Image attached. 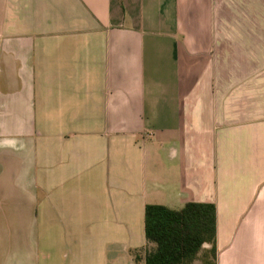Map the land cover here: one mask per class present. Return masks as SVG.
Returning <instances> with one entry per match:
<instances>
[{
    "label": "crops",
    "instance_id": "crops-1",
    "mask_svg": "<svg viewBox=\"0 0 264 264\" xmlns=\"http://www.w3.org/2000/svg\"><path fill=\"white\" fill-rule=\"evenodd\" d=\"M186 203L264 264V0H0V264H143Z\"/></svg>",
    "mask_w": 264,
    "mask_h": 264
},
{
    "label": "trees",
    "instance_id": "trees-1",
    "mask_svg": "<svg viewBox=\"0 0 264 264\" xmlns=\"http://www.w3.org/2000/svg\"><path fill=\"white\" fill-rule=\"evenodd\" d=\"M143 232L152 245L143 264H192L204 243L210 247L201 264H214V209L209 204L186 203L179 210L146 205Z\"/></svg>",
    "mask_w": 264,
    "mask_h": 264
},
{
    "label": "rangeland",
    "instance_id": "rangeland-1",
    "mask_svg": "<svg viewBox=\"0 0 264 264\" xmlns=\"http://www.w3.org/2000/svg\"><path fill=\"white\" fill-rule=\"evenodd\" d=\"M201 252H202V249H201ZM201 252L198 254V257L200 258L201 257ZM197 264V263H196Z\"/></svg>",
    "mask_w": 264,
    "mask_h": 264
}]
</instances>
